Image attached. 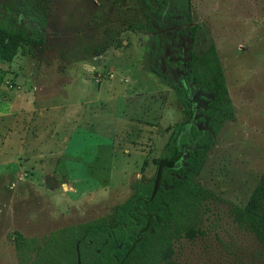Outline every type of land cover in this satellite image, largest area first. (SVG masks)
I'll list each match as a JSON object with an SVG mask.
<instances>
[{
  "label": "rangeland",
  "instance_id": "374dc122",
  "mask_svg": "<svg viewBox=\"0 0 264 264\" xmlns=\"http://www.w3.org/2000/svg\"><path fill=\"white\" fill-rule=\"evenodd\" d=\"M25 1L0 0V15ZM33 2L43 26L16 17L20 26L38 27L43 44L20 46L0 64L7 76L0 111L10 114L0 117V264H20L26 255L19 240L41 247L57 230L111 222L136 180L159 184L177 124V154L166 165H185L194 147L179 140L192 125L208 129L201 118L213 98L187 79V62L210 46L233 118L194 178L204 198L191 231L174 241L169 264H264V248L233 217L264 175V0ZM15 96L34 102L32 112L21 116L27 104Z\"/></svg>",
  "mask_w": 264,
  "mask_h": 264
},
{
  "label": "trees",
  "instance_id": "16d2710c",
  "mask_svg": "<svg viewBox=\"0 0 264 264\" xmlns=\"http://www.w3.org/2000/svg\"><path fill=\"white\" fill-rule=\"evenodd\" d=\"M161 6L164 0H155ZM150 9L148 1L145 2ZM33 0L6 6V17L0 15V64L10 61L19 47L43 44L38 27L18 25L21 13L32 22L44 25ZM195 28L190 30L193 40ZM187 79L203 86L213 98L206 104L203 119L207 130L190 126L187 137L179 143L193 144L184 166L169 168L166 164L177 154V137L181 125L172 130L161 156L159 184L138 179L131 185L132 196L114 209L112 220L104 218L52 232L41 247L19 240L20 264H169L173 243L189 233L197 220L204 191L196 182L205 158L214 146V138L224 123L232 120L233 109L222 67L214 46L200 57L191 54L187 62ZM181 105L190 116V102L177 87ZM154 192V193H153ZM233 217L264 248V175L243 208H234ZM188 235V234H187ZM20 239V238H18ZM34 251V256L28 252Z\"/></svg>",
  "mask_w": 264,
  "mask_h": 264
},
{
  "label": "crops",
  "instance_id": "0c3cea01",
  "mask_svg": "<svg viewBox=\"0 0 264 264\" xmlns=\"http://www.w3.org/2000/svg\"><path fill=\"white\" fill-rule=\"evenodd\" d=\"M7 79V76L6 75H4L1 71H0V82H2L3 80L5 81ZM3 81V82H4ZM6 90L9 92V93H11L7 88H6ZM14 99H15V101H17V102H21L22 104L23 103H26L27 105L26 106H24V107H22V106H20L19 107V109H18V111H19V113H20V115L22 116V115H24L26 112H32V110L34 109V107L33 106H35V103L34 102H31V104L30 103H28L27 101H26V99H23V98H21L20 96H15L14 97ZM5 100H7L6 99V97H5ZM32 105V106H31ZM9 112V111H8ZM2 112L0 111V117H7V116H9L10 114L8 113H4L2 116ZM16 116H18V115H16Z\"/></svg>",
  "mask_w": 264,
  "mask_h": 264
},
{
  "label": "water",
  "instance_id": "95a60500",
  "mask_svg": "<svg viewBox=\"0 0 264 264\" xmlns=\"http://www.w3.org/2000/svg\"><path fill=\"white\" fill-rule=\"evenodd\" d=\"M157 185H158V178H157L156 183H155L154 192L156 191ZM154 192H153V193H154Z\"/></svg>",
  "mask_w": 264,
  "mask_h": 264
}]
</instances>
